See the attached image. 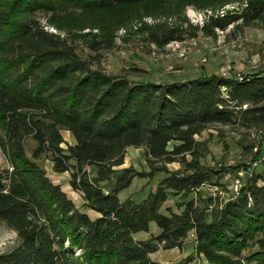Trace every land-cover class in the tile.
<instances>
[{"label": "trees", "instance_id": "trees-1", "mask_svg": "<svg viewBox=\"0 0 264 264\" xmlns=\"http://www.w3.org/2000/svg\"><path fill=\"white\" fill-rule=\"evenodd\" d=\"M146 1L0 0V145L11 166L0 172V225L17 234V244L0 253V264H157L153 253L182 248L190 233L201 257L197 264H264L262 175L251 176L225 202L187 199L204 185H220L219 172L201 162L207 148L196 135L215 124L264 129V72L167 83L111 75L32 15ZM241 17L245 25L264 23V0H250ZM179 32L154 41L164 46L181 39ZM62 129L75 144L63 147ZM29 137L37 142L33 158L25 149ZM172 141L179 143L169 149ZM129 146L145 147L151 165L179 161L185 169L167 171L143 200L121 201L119 193L141 173L125 168L108 191L101 184L111 180ZM44 153L52 154L56 172H71L72 189L98 217L77 207L39 166L35 159ZM89 165L97 166L96 175ZM180 193L183 210L164 212L170 196ZM152 222L157 234L135 236L149 232Z\"/></svg>", "mask_w": 264, "mask_h": 264}, {"label": "rangeland", "instance_id": "rangeland-1", "mask_svg": "<svg viewBox=\"0 0 264 264\" xmlns=\"http://www.w3.org/2000/svg\"><path fill=\"white\" fill-rule=\"evenodd\" d=\"M250 0H149L138 5L127 6L114 3L108 7H68L60 10H38L32 15L48 30L61 34L76 46L83 58L90 59L111 75H126L132 80L167 83L185 81L202 75L219 74L243 79L245 76L264 72V23L255 21L249 25L241 17ZM236 19L229 24V21ZM228 21L225 28L216 26ZM206 28V29H205ZM180 31L181 39L164 46L154 41L165 32ZM66 143L75 144L69 130L62 129ZM264 129H244L237 126L215 124L203 129L195 136L207 148L201 162L218 171L220 185H204L199 193L187 199L213 197L227 201L238 193L236 182L242 186L253 175L264 177ZM178 141L169 143L173 149ZM37 142L29 137L25 143L26 154L33 158ZM187 159H191L187 155ZM35 161L43 168L54 183L60 184L75 205L91 218L99 213L86 209L82 194L70 185L71 172L58 173L54 170L51 153H44ZM10 163L0 145V172L10 168ZM125 168L141 173L129 187L119 193L124 201L133 198L141 201L147 197L167 171H182L185 165L179 161L152 165L148 161L145 147H127L124 161L114 166L116 172L111 180L103 182L108 191ZM91 176L96 175L97 166H87ZM165 169V170H164ZM263 183V178L258 181ZM200 197V198H199ZM182 194L170 196L163 211L171 207L181 212L178 202ZM210 214V209H207ZM150 231H141L135 236L149 239L159 231L155 222ZM194 235L189 234L182 248L163 249L151 255L157 264H197L201 257L194 253ZM17 244L15 231L0 225V253L10 251ZM256 249V248H253ZM250 250H246L248 255ZM193 255L192 260L187 257Z\"/></svg>", "mask_w": 264, "mask_h": 264}, {"label": "built area", "instance_id": "built-area-1", "mask_svg": "<svg viewBox=\"0 0 264 264\" xmlns=\"http://www.w3.org/2000/svg\"><path fill=\"white\" fill-rule=\"evenodd\" d=\"M242 187V183H240L239 181L236 182V185H235V190L237 193H239L240 189Z\"/></svg>", "mask_w": 264, "mask_h": 264}]
</instances>
